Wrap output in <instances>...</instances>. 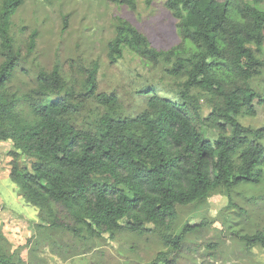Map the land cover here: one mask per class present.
<instances>
[{
	"label": "trees",
	"instance_id": "trees-1",
	"mask_svg": "<svg viewBox=\"0 0 264 264\" xmlns=\"http://www.w3.org/2000/svg\"><path fill=\"white\" fill-rule=\"evenodd\" d=\"M23 1L1 0L0 138L11 139L36 159L16 174L32 197L52 202L57 213L88 230L110 235L124 228L139 232L143 223L152 222L164 230L167 249L175 251L184 234L198 226L186 223L171 235L177 205L203 201L220 186L261 181L264 127L245 126L238 115L242 109L253 113L252 102L262 100L249 80L264 64V0H165L187 43L185 55L178 57L188 76L179 95H160L146 86L140 89L149 94L145 111L124 119L107 113L89 130L70 122L72 104L58 96L43 93L31 108L29 103L32 120L5 97L18 63L8 29ZM33 42L31 35L29 44ZM124 46L149 57L157 54L130 25L118 26L110 43L115 54ZM95 70L86 80L85 96L95 94ZM59 80L53 71L46 87L58 90ZM195 89L212 94L205 115ZM95 96L110 106L116 101L112 95ZM242 238L248 246L259 243L264 249L263 233ZM165 257L167 251H161L153 263ZM0 264H7L2 254Z\"/></svg>",
	"mask_w": 264,
	"mask_h": 264
},
{
	"label": "rangeland",
	"instance_id": "rangeland-1",
	"mask_svg": "<svg viewBox=\"0 0 264 264\" xmlns=\"http://www.w3.org/2000/svg\"><path fill=\"white\" fill-rule=\"evenodd\" d=\"M120 1L24 0L17 8L8 32L18 63L5 97L15 100L26 120H32L29 103L31 108L43 93L72 104L67 118L81 130L94 129L107 113L124 119L145 111L149 94L140 89L146 86L177 98L188 78L187 69L178 66V57L187 50L179 19L165 0H131L133 7ZM120 25H130L143 35L155 57L129 46L120 54L112 52L110 43ZM3 59L0 43V64ZM94 68L95 94L85 96V83ZM259 69L249 84L262 100L252 102L253 113L242 109L238 115L252 129L264 127V64ZM53 71L60 77L58 90L45 84ZM192 92L207 114L212 94ZM96 94L115 96L116 101L112 106L103 104ZM33 161L11 139L0 138V254L7 264H264L263 247L248 246L242 238L264 234V166L258 183L220 186L203 201L177 205L169 233H180L186 223L198 226L184 234L181 249L170 251L162 240L164 230L152 222L143 223L139 232L124 228L110 235L88 230L68 214L57 213L52 202L32 197L16 174ZM73 226L80 230H72ZM161 251H167V257L153 263Z\"/></svg>",
	"mask_w": 264,
	"mask_h": 264
}]
</instances>
